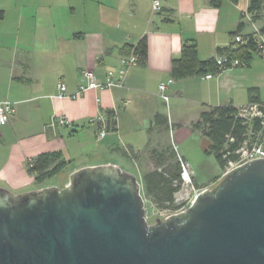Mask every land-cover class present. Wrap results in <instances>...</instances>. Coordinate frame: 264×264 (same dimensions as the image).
<instances>
[{"label":"crops","instance_id":"0c3cea01","mask_svg":"<svg viewBox=\"0 0 264 264\" xmlns=\"http://www.w3.org/2000/svg\"><path fill=\"white\" fill-rule=\"evenodd\" d=\"M152 1L0 0V98L13 101L16 108L0 124V186L23 193L57 185L38 186L29 172V159L45 151L61 150L72 161L88 156L73 171L109 162L120 165L124 158L113 149L144 152L153 143L149 128L159 129L154 126L157 113L168 116L176 133L189 132L190 123L208 105L250 103L251 87L259 89L264 103V58L255 53L249 65L227 68L211 78L175 80L170 74L172 59L187 40L197 43L200 59H207L218 48L233 45L240 22L242 34L260 31L261 20L241 17L249 0H223L219 6L211 0H161L157 12ZM144 35L147 64L131 66L123 87L88 90L75 99L57 96L59 81L73 92L85 81V68L99 80L117 74L121 48ZM161 82L168 84L169 104L185 105L189 116L166 113ZM108 110L116 111L115 128L99 138L100 123L91 119L107 117ZM58 115H65L70 125L48 126ZM179 152L188 159L185 151Z\"/></svg>","mask_w":264,"mask_h":264},{"label":"water","instance_id":"95a60500","mask_svg":"<svg viewBox=\"0 0 264 264\" xmlns=\"http://www.w3.org/2000/svg\"><path fill=\"white\" fill-rule=\"evenodd\" d=\"M155 219L114 162L23 193L0 186V264H264V157Z\"/></svg>","mask_w":264,"mask_h":264},{"label":"trees","instance_id":"16d2710c","mask_svg":"<svg viewBox=\"0 0 264 264\" xmlns=\"http://www.w3.org/2000/svg\"><path fill=\"white\" fill-rule=\"evenodd\" d=\"M223 0H211L210 3L219 6ZM234 2L238 0H232ZM0 15L2 13L0 12ZM242 19L248 17L250 22L262 21L260 32L264 33V0H249L247 11L242 12ZM244 22H240L236 34L241 33ZM248 35V34H244ZM124 55L134 51L138 55V63L146 65L148 61V39L144 35L136 44H125L122 48ZM255 46L251 43L240 44L236 48H218V55H228L230 58H237L249 65ZM222 68L217 63L216 56L207 59H200L198 45L194 40H187L183 43L179 55L173 57L170 74L173 79L181 80L191 76H202L209 72L218 74ZM250 103L261 102L260 93L257 87L249 88ZM240 107L232 103L208 105L200 113L197 120L192 121V130L199 131L206 140L205 151L214 154L221 168H226L230 160L238 157L236 150L240 148L246 140H251L260 128L261 119H253L252 126L245 122L239 114ZM115 110L107 112V126L115 128ZM154 126L159 129L170 128L171 124L167 115L157 113L154 116ZM174 126V125H173ZM155 129V128H154ZM152 127V130H154ZM172 129V128H170ZM233 138V140H231ZM130 150H134L129 148ZM117 154L127 159H131L128 148L115 147ZM154 166L142 175L143 193L155 206L160 209H176L179 205L175 201V195L183 184L182 166L178 153L171 144L153 147L150 151ZM134 161V160H133ZM73 161L66 159L61 150L45 151L31 158L28 162L29 172L34 175V181L38 186H43L56 175L70 168ZM75 168V166H74ZM73 168L68 170L72 172Z\"/></svg>","mask_w":264,"mask_h":264},{"label":"built area","instance_id":"2783aa9c","mask_svg":"<svg viewBox=\"0 0 264 264\" xmlns=\"http://www.w3.org/2000/svg\"><path fill=\"white\" fill-rule=\"evenodd\" d=\"M153 11L157 12L161 9L162 3L161 0H153L152 1ZM232 48H236L240 44L253 43L255 46L254 53L264 58V39H262L261 32L255 31L248 35H244L242 33H238L234 35ZM217 63L225 70L227 68L246 65L243 61L237 58H230L228 55H216ZM121 66L119 67L118 73L115 74L110 72L109 75L105 78V80H99L95 75L94 71L91 68H85L82 70L83 79L85 80L81 83L77 89L73 92L68 90V87L65 82L59 81L58 83V94L57 96L60 98H72L75 99L85 93L88 90H104V89H112L114 87H123L125 84V76L129 70V68L138 63V55L131 51L129 54L122 56ZM215 74L209 72L207 74L202 75L203 78H211ZM168 88V84L166 82H161L159 84L160 95L163 100L169 104V95L165 93ZM97 101L100 102V98H97ZM16 111L15 104L13 101L8 99L0 98V124L7 123L11 116L14 115ZM116 113V111H115ZM239 114L244 118L245 122L252 126L253 119L259 117L261 119L260 128L257 130L255 137L253 138V143L251 144V140H246L244 144L236 150L238 157L234 160H230L228 165L225 168L224 173L227 171L238 167L245 162L264 157V103L263 102H251L247 105L240 107ZM116 119V115L113 117ZM91 123H100V129L98 131L99 138H103L108 131L107 126V117L99 116L96 119H91ZM70 125V120L65 115H58L52 118V121L48 124V126L54 125ZM172 131V130H171ZM233 140V138H231ZM175 150L178 152V157L181 161L182 166V179L183 184L180 190L178 191L180 194L185 192V196L179 197L176 199L177 204L179 205L176 209H158L159 217L162 219H166L170 215L174 213H179L185 211L190 205H192L193 201H195L197 195L203 190L209 188L204 187L202 189L196 190L193 195H190L188 192V186L192 184V176L193 171L187 159L180 155L178 147L173 143ZM129 155L133 156V153L136 151H132L128 148ZM31 160V159H30ZM136 161V160H134ZM144 196V195H143ZM182 196V195H181ZM145 199V197H144ZM145 208H146V219L150 222L149 218V208L145 199Z\"/></svg>","mask_w":264,"mask_h":264},{"label":"rangeland","instance_id":"374dc122","mask_svg":"<svg viewBox=\"0 0 264 264\" xmlns=\"http://www.w3.org/2000/svg\"><path fill=\"white\" fill-rule=\"evenodd\" d=\"M164 107L166 113H179L182 117L189 116V114H191V112L185 105L176 106L174 103H170L167 107ZM170 128H166L165 131L163 129L152 130L149 128V135L150 137H153V143H149L148 146H146L144 152L134 150L136 151V153H133L134 155L131 156V158L136 161L127 158L125 159V157L121 156L124 158V160H118L120 161V167L123 170L134 173L141 181L143 173L154 166L150 154L151 149L153 147H160L168 144H171L173 146L174 143L177 145L179 151L186 152L188 158L187 161L189 162L193 171L192 184L188 186V193L190 195H193V193L198 189H202L204 187L211 188L215 184H217L218 181L222 178L225 169L221 168L214 154L206 153V140L204 139V137H202L201 133L199 131L192 130V128L189 132L184 129L176 133L172 123ZM184 148L188 150L186 151ZM87 158L88 156L85 157V155L78 157V159L74 160L73 163L70 164V168H74V166L82 164L84 160H87ZM70 168L68 167L67 170L49 179L46 183H56L57 185H59L60 181L66 178L68 170ZM142 194L144 195L143 185ZM186 194L185 192H183L182 194L177 192L175 195V201L179 197H183ZM145 199L149 208L148 211L150 222H154L156 220L155 218L159 217L160 215L158 213V209L160 208L155 206L147 197H145Z\"/></svg>","mask_w":264,"mask_h":264}]
</instances>
